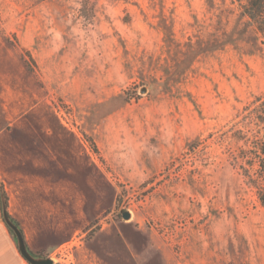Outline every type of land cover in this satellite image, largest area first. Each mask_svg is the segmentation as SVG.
I'll use <instances>...</instances> for the list:
<instances>
[{"label":"rangeland","instance_id":"374dc122","mask_svg":"<svg viewBox=\"0 0 264 264\" xmlns=\"http://www.w3.org/2000/svg\"><path fill=\"white\" fill-rule=\"evenodd\" d=\"M262 93L264 44L233 0H0L2 121L48 106L119 187L115 205L66 245L74 260L77 244L130 211L174 264H264V206L236 137ZM115 111L151 144L174 146L139 185L122 181L96 142ZM40 256L58 264L55 250Z\"/></svg>","mask_w":264,"mask_h":264},{"label":"crops","instance_id":"0c3cea01","mask_svg":"<svg viewBox=\"0 0 264 264\" xmlns=\"http://www.w3.org/2000/svg\"><path fill=\"white\" fill-rule=\"evenodd\" d=\"M21 110L3 121L0 111V178L8 213L18 221L29 249L46 255L90 229L115 205L119 187L59 114L48 106ZM116 112L104 118L103 137L96 142L121 180L139 185L170 158L174 146L151 144L149 137L127 128L126 121L112 120ZM145 229L132 213L127 219H113L75 246V264H174L172 251L160 246L155 234L145 236ZM151 241L158 247L149 248ZM0 264H26L2 219L1 202Z\"/></svg>","mask_w":264,"mask_h":264},{"label":"trees","instance_id":"16d2710c","mask_svg":"<svg viewBox=\"0 0 264 264\" xmlns=\"http://www.w3.org/2000/svg\"><path fill=\"white\" fill-rule=\"evenodd\" d=\"M241 9V14L254 31L260 36L264 44V0H233ZM129 99V96L126 97ZM247 117L252 120L246 124L247 130H238L237 138L245 144L240 148L242 155L238 157L240 165L245 171L251 185L256 189L257 196L264 206V93L245 107ZM252 123V125H251ZM94 144V142H92ZM95 145V144H94ZM2 195H6L3 182L0 178V202ZM13 220L19 225L18 221ZM20 226V225H19ZM12 233L14 231L10 228ZM15 236V235H14Z\"/></svg>","mask_w":264,"mask_h":264},{"label":"water","instance_id":"95a60500","mask_svg":"<svg viewBox=\"0 0 264 264\" xmlns=\"http://www.w3.org/2000/svg\"><path fill=\"white\" fill-rule=\"evenodd\" d=\"M123 216L126 219L130 218L131 212L124 211ZM2 219L14 231V235L18 243L19 249L30 264H54L52 258L36 255L29 249L21 227L13 220V218L8 213L7 198L5 195H2Z\"/></svg>","mask_w":264,"mask_h":264},{"label":"built area","instance_id":"2783aa9c","mask_svg":"<svg viewBox=\"0 0 264 264\" xmlns=\"http://www.w3.org/2000/svg\"><path fill=\"white\" fill-rule=\"evenodd\" d=\"M58 264H75L70 246H64L56 250Z\"/></svg>","mask_w":264,"mask_h":264}]
</instances>
